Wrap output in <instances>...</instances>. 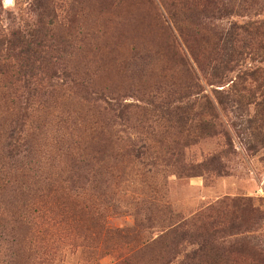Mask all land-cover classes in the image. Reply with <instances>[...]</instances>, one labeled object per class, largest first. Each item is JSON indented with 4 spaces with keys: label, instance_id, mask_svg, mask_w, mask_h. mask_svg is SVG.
Segmentation results:
<instances>
[{
    "label": "rangeland",
    "instance_id": "rangeland-1",
    "mask_svg": "<svg viewBox=\"0 0 264 264\" xmlns=\"http://www.w3.org/2000/svg\"><path fill=\"white\" fill-rule=\"evenodd\" d=\"M0 264H264V0H0Z\"/></svg>",
    "mask_w": 264,
    "mask_h": 264
},
{
    "label": "trees",
    "instance_id": "trees-1",
    "mask_svg": "<svg viewBox=\"0 0 264 264\" xmlns=\"http://www.w3.org/2000/svg\"><path fill=\"white\" fill-rule=\"evenodd\" d=\"M20 41H23V42H25L26 44H27V46H29V42L27 43V40L24 38V37H21L20 38ZM226 47H228V50H226V51H223V66H228V65H231V64H233V61H236L237 62V59H236V57L235 58H233V55H235V54H238V55H236V56H239L240 57V55L242 54V53H240V52H236L235 51V48H234V46H232V44H230V45H227ZM192 55V54H191ZM194 58V57H193ZM196 59V58H195ZM200 68H202L203 70H204V67H202V65L199 63V64H197ZM231 67H233V66H229V68H231ZM214 68V71L217 69L216 67H213ZM261 70H263V69H259V68H256V69H254L253 70V72L252 73H255L256 71L257 72H260ZM205 71V70H204ZM204 73H207V72H204ZM213 73H215V72H213ZM213 73H211L210 72V74H209V78H206L208 81H209V79L212 77L211 75H213ZM207 77V76H206ZM214 77H218L219 79L222 77L221 75H216V74H214ZM237 78H239V77H237ZM235 79V80H233V81H231V88L233 89V90H235L237 87H238V85L239 84H241L242 82L240 81V79ZM221 80H218L217 82H220ZM231 90V89H230ZM217 94H218V96H217V98L216 99H219L220 100V96H222L221 98H231L232 97V92L231 93H223L222 91H215ZM204 99H205V104H206V107L207 108H211V107H213V100L208 96V95H204V96H202ZM175 232V231H174Z\"/></svg>",
    "mask_w": 264,
    "mask_h": 264
},
{
    "label": "water",
    "instance_id": "water-1",
    "mask_svg": "<svg viewBox=\"0 0 264 264\" xmlns=\"http://www.w3.org/2000/svg\"><path fill=\"white\" fill-rule=\"evenodd\" d=\"M4 2H5L6 4H10V3L12 2V0H4Z\"/></svg>",
    "mask_w": 264,
    "mask_h": 264
}]
</instances>
